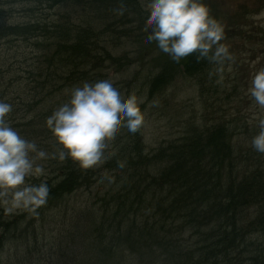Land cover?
Returning <instances> with one entry per match:
<instances>
[{"label":"trees","instance_id":"trees-1","mask_svg":"<svg viewBox=\"0 0 264 264\" xmlns=\"http://www.w3.org/2000/svg\"><path fill=\"white\" fill-rule=\"evenodd\" d=\"M141 1L13 0L29 5V11L68 8L52 26L34 19L0 22V46L31 43L29 53L10 57L23 64L15 73L22 72L21 80L35 94L31 101L38 105L45 93L51 97L74 80H94L110 64L120 66L124 59L113 57L102 37L120 35L126 28L141 30ZM2 56L0 51L4 62ZM211 56L198 59L193 53L176 62L162 54V68L148 83L149 99L184 75L197 80L206 102L207 93L212 97L218 92L206 78L215 64ZM4 60V65L10 61ZM217 105L214 100L213 114ZM229 115L204 127L193 122L180 140L154 151L147 150L142 128L133 134L122 127L111 138L114 152L102 172L64 160L59 173L43 181L50 195L35 213L24 210L10 218L0 203V254L22 236L19 231L32 230L37 239V219L44 217L45 208L80 189L90 190L105 173L115 179L114 187L79 212L76 235L66 248L59 245L49 264H264V241L252 240L254 235L264 238V154L238 140L260 129L252 131L248 121ZM18 123V128L31 124Z\"/></svg>","mask_w":264,"mask_h":264},{"label":"rangeland","instance_id":"rangeland-1","mask_svg":"<svg viewBox=\"0 0 264 264\" xmlns=\"http://www.w3.org/2000/svg\"><path fill=\"white\" fill-rule=\"evenodd\" d=\"M150 2L151 0L141 1V10L145 18L141 30L133 32L131 28H126L120 35L114 32L102 37L112 56L124 59L121 67L110 64L100 73L101 76L97 74L94 80L92 76H89L92 78L87 81L74 80L69 87L48 98L46 93H43L45 97L41 96L42 100L38 105L31 101L35 94H31L30 88L25 86L26 82L21 80L19 74L22 72L15 73L23 64L10 60L16 53H19V56L24 51L29 53L31 43L18 41L0 46L3 55L1 60L4 61H0V83L3 84L1 92L4 93L2 101L12 105V111L6 118L7 122L22 137L35 142L38 149L48 153L45 159H35V163L44 168V173L38 177L29 176L27 184L49 180L56 176L60 166L64 165V161L58 158L61 146L47 127L46 121L53 111L68 102L74 87L81 86L89 80L95 82L109 77L115 79L118 76L117 85L143 101L141 108H144L145 121L141 128L148 151L180 140L193 122L200 127L209 126L212 119H221L225 115L230 117L229 114H233L232 117L236 121L238 119L248 121L253 128L252 131L258 129L259 120L264 119V109L255 104L248 89L254 74L264 69V0H204L211 10V15L223 24L225 37L221 43L228 47L233 57L231 61L225 60L222 64L215 61L211 75L206 78L209 81L208 85L212 81L215 82L218 92L212 97L207 93L206 102L200 98L197 80L184 75L178 76L165 91L149 99L148 83L159 74L162 68L161 55L165 54L158 49L155 42H149L147 39L151 31L147 26L151 11ZM13 3V0H0L1 23H21L34 19L52 26L56 20L61 19L60 14H65L68 10L66 7L53 10L41 7L39 8L41 10L29 11V5ZM77 17L78 13L74 14V19ZM6 58L10 61L4 65ZM180 69L183 70L182 67ZM214 100L218 102L216 114H213L214 110L211 109ZM18 121L22 124L30 122L32 125L18 128L16 127ZM251 134L252 136L240 137L239 143L245 147H252L251 141L256 133L254 131ZM113 145L114 140L111 139L106 150V158L92 169L102 172L104 162L110 153L114 152ZM30 156L35 158L36 153H30ZM101 174H104L103 177L101 175L90 190L80 189L59 204L45 208L44 217L40 216L37 219V239L32 230L28 234L19 231L17 235L24 237L20 236L13 241L15 244L9 250L6 249L0 254V264H49L54 260L59 245L62 244L66 248L70 243L69 237L76 235L79 212L92 207L98 196L106 194L114 187L115 179L105 173ZM6 199L10 200V195ZM8 207L10 204L2 203L3 210L10 218L19 217L24 212L22 209L10 212L7 210ZM252 240L259 243L263 242L264 238L261 235H254ZM182 241L185 239L182 238Z\"/></svg>","mask_w":264,"mask_h":264},{"label":"clouds","instance_id":"clouds-1","mask_svg":"<svg viewBox=\"0 0 264 264\" xmlns=\"http://www.w3.org/2000/svg\"><path fill=\"white\" fill-rule=\"evenodd\" d=\"M150 8L147 39L171 60L179 62L193 53H198V59L209 58L212 53L211 59L221 64L233 59L221 43L224 26L211 15L204 0H151ZM118 80V76L109 77L74 87L68 102L47 118V127L61 146L59 160L70 158L81 169H92L106 158L109 141L122 127L135 134L144 124L143 101L118 86ZM248 92L264 109V69L254 74ZM11 111V104L0 101V203L10 204V212L22 209L35 213L46 205L50 188L47 183L27 184L26 180L44 173L35 159H45L48 153L7 122ZM258 127L251 146L264 154V119L259 120ZM9 195L10 200L6 199Z\"/></svg>","mask_w":264,"mask_h":264}]
</instances>
